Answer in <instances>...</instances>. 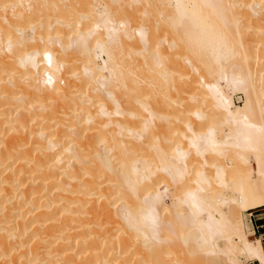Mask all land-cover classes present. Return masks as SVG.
Masks as SVG:
<instances>
[{
  "label": "bare ground",
  "instance_id": "6f19581e",
  "mask_svg": "<svg viewBox=\"0 0 264 264\" xmlns=\"http://www.w3.org/2000/svg\"><path fill=\"white\" fill-rule=\"evenodd\" d=\"M175 1L0 0V264H264V0ZM158 104L186 141L118 159Z\"/></svg>",
  "mask_w": 264,
  "mask_h": 264
},
{
  "label": "rangeland",
  "instance_id": "374dc122",
  "mask_svg": "<svg viewBox=\"0 0 264 264\" xmlns=\"http://www.w3.org/2000/svg\"><path fill=\"white\" fill-rule=\"evenodd\" d=\"M169 4L171 5L172 9H175L176 6H177V2L175 0H169ZM173 11H175V10H173ZM28 33H29V29L27 30L26 34H28ZM215 41H216V42H214L215 43V46H220V44L217 42V39H215ZM97 60L98 61H101L100 60V57L97 58ZM222 61H225V58L224 57H223V60ZM158 89H159V91H161L162 88L159 87ZM117 92H118V90H117ZM28 93H29L30 97H32V99H30V101H36V99H37L36 98V94L34 92H32V91H30ZM156 94H158V93H156ZM153 95H150L148 99L149 100L156 99L155 97L157 95H155V93H153ZM243 97H244V94L241 93V92H236L235 91V93H233V99H235L234 101H235L236 105H238V106H242L243 105ZM58 103H59V100H56L55 102L51 103L49 105V108H48L49 109V112L48 113L50 114V116L52 118V122H56L57 121V118L56 117L59 115L58 113H55L54 112V109H57L59 107V104ZM134 106H135V104H134ZM155 111H156V113L153 114V115H151V116H149V117H144L143 118L144 111L138 112L137 115H132V117L130 116V121H129V123H130V129L129 130L127 128H125V127H122L120 129V131H119L116 128L117 126H115V125L112 124L113 126H111V127L113 128V130L114 131H115V129L117 130V132L115 133L114 136H112L108 131H105L104 136L109 141H111L113 143H117L116 147H117V150L119 152V158L118 159L125 160V159L135 158L138 152H145L146 155H148L150 159H152V160L154 159L153 161H155L156 164H160V161L163 162V159L160 160V158L156 157V152H155V150L157 148L156 146H153L151 149H149V146L150 145H153L156 141H158V138H157L155 132H157L161 136V139L163 137V139H162L163 141L162 142L164 144H168L170 141H172L174 138H177V137H179L180 139L182 138L181 141L183 143H184V140L186 141V137L184 138L183 136H181L180 126L178 127L179 124L175 123L174 120L169 121L168 119H166L167 117H165L163 115L164 109H163L162 106H160L158 104V106L156 107ZM145 119H146V122L144 121ZM157 124L159 125L158 127H156ZM95 125L96 124H94L92 126V128H94ZM123 138H127L128 143L130 145H132L133 149H128V151L124 152V150L126 149V147H123V146H121V145L118 144ZM164 139H166V140L164 141ZM187 141H188V139H187ZM190 152H192V153H190L189 156H188V164H187V167H189L190 163L194 167V165L199 164V163H196V161L197 162L200 161L199 160V157L200 156L197 153V151H195L193 148H191V151ZM215 155H216V158L218 157L220 160H223L224 161V159H222L223 158V155H220L219 156L218 153H216ZM197 157H198V160H196ZM190 159H191V161H190ZM193 159H194V161H193ZM192 162H194V163L192 164ZM213 164H209V168H210V165L213 166ZM192 166H190V168L186 171L187 172L185 174L186 176L189 175L190 173L191 174L193 173V170L194 169H193ZM212 168H214V167H212ZM157 173H159L158 170L154 171L151 175L152 176H156ZM104 183L107 184V183H109V181L107 180ZM230 185H227V188L225 187V191L227 193H235L234 192V189H233V192H232V189H231L232 186H230ZM111 189L112 190H110V192H116L117 191V185L111 186ZM127 199L129 201H133V196L131 195V196L127 197ZM168 201H171V199H169ZM135 207H134L135 209L138 208L137 206H135ZM251 209H253L252 226H253V228L255 230V233L253 235H251L250 238H254L255 239L258 236L259 238H261L262 244L264 246V234H260V231L261 232L264 231V204H261L260 206L259 205L258 206H255V207H253ZM249 215H246L245 217L248 218ZM101 216H105V213L103 212L101 214ZM261 222H263V225L262 226H260V225L257 226V224H259ZM192 235H193L194 239L195 238H198V236H197L198 233H197L196 230H193L192 231ZM116 237L117 236H115L114 238H116ZM119 239L120 240L124 239L123 230H120ZM241 259H242L241 260L242 264H247L250 261V260L244 259V258H241ZM183 261H184L183 264H189V262L187 261V259L184 258V257H183ZM203 261L204 260L202 258H197L196 259V264H203ZM248 264H259V263H258V261L254 260L253 263L250 262Z\"/></svg>",
  "mask_w": 264,
  "mask_h": 264
},
{
  "label": "built area",
  "instance_id": "2783aa9c",
  "mask_svg": "<svg viewBox=\"0 0 264 264\" xmlns=\"http://www.w3.org/2000/svg\"><path fill=\"white\" fill-rule=\"evenodd\" d=\"M249 214H250V215H249V218L251 219V221H253V218H252L253 209L250 210V213H249ZM258 225L262 226V225H263V222L257 224V226H258ZM257 228H258V227H257ZM260 234H264V231H263V232L260 231ZM253 262H254V261H251V263H253ZM248 263H250V262H248ZM248 263H247V264H248Z\"/></svg>",
  "mask_w": 264,
  "mask_h": 264
}]
</instances>
